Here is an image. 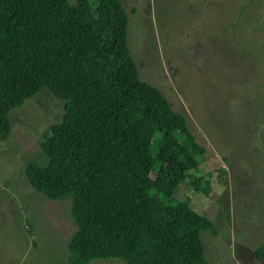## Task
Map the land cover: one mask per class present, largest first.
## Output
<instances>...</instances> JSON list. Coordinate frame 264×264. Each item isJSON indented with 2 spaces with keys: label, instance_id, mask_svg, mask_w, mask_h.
Here are the masks:
<instances>
[{
  "label": "trees",
  "instance_id": "16d2710c",
  "mask_svg": "<svg viewBox=\"0 0 264 264\" xmlns=\"http://www.w3.org/2000/svg\"><path fill=\"white\" fill-rule=\"evenodd\" d=\"M125 12L121 0H0V140L10 111L41 90L62 101L60 121L39 136L47 163L24 172L48 199H71L70 264H208L201 232L217 227L175 196L181 186L208 196V175L198 173L206 150L140 78L113 22Z\"/></svg>",
  "mask_w": 264,
  "mask_h": 264
},
{
  "label": "rangeland",
  "instance_id": "374dc122",
  "mask_svg": "<svg viewBox=\"0 0 264 264\" xmlns=\"http://www.w3.org/2000/svg\"><path fill=\"white\" fill-rule=\"evenodd\" d=\"M121 1L126 12L113 22L127 32L140 78L184 114L206 150L198 173L208 175V196L187 186L175 196L190 197L217 227L201 232L208 264H264V0ZM62 114L47 89L10 111L0 140V264H70L71 199H48L24 172L47 163L39 136Z\"/></svg>",
  "mask_w": 264,
  "mask_h": 264
}]
</instances>
